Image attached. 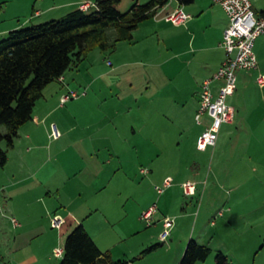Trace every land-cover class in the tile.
I'll list each match as a JSON object with an SVG mask.
<instances>
[{"label":"rangeland","instance_id":"obj_1","mask_svg":"<svg viewBox=\"0 0 264 264\" xmlns=\"http://www.w3.org/2000/svg\"><path fill=\"white\" fill-rule=\"evenodd\" d=\"M66 1L0 0V32L13 24L19 26L0 33V41L11 31L54 20L30 22L34 9L44 10ZM149 1L120 0L117 9L127 13L133 4ZM252 2L254 10L264 7V0ZM62 17L59 13L54 18ZM171 26L172 31L177 29ZM107 34L111 41L114 40L113 29ZM254 51L261 67L264 36L256 41ZM112 52L102 53L98 48L90 51L84 64L81 63L83 81H73L75 86L81 87L62 93L64 96L71 92H86L88 97L71 99L65 104L60 101L61 106L56 107L58 101L53 102L45 94L52 109L56 110L51 117L41 121L33 143L21 133L15 140V152L8 149L6 141L0 143V148L12 153L9 165L6 168L0 166V264H60L62 257H56L55 250L63 248L64 243L61 234L52 228V219L46 217L44 203L39 200L40 197L58 198L53 194L56 193L53 186L60 178L67 179L68 188L63 192L66 203H59L66 210L61 215L71 224L78 220L88 227L102 250L109 251L115 261L180 264L189 241L193 240L212 250L207 260L196 264H215L216 252L224 253L231 264H264V181L260 183L255 179L256 175L264 179V152L251 157L243 155L250 147L258 149L260 142L249 141L246 133H243L244 137L239 132L229 135L223 126L218 145L199 151L197 140L206 124L196 123L193 107L185 110L183 124L177 123L172 113L176 109L170 107L166 109L167 122L146 124L144 102L153 94L146 93L149 87L146 74L150 67L133 58L128 69L112 70L113 66L108 65L109 61H114ZM107 86L123 103H120L118 133L108 129L105 135L113 134L114 142L129 151L114 158L103 154L78 156L79 149L101 144L95 136L98 127L105 125L97 127L94 124H100L108 114V105L103 102L111 100L112 93ZM254 91L256 97L262 96L259 85ZM40 105L37 108L43 111ZM127 106L132 110L130 121L124 113ZM43 118L40 116V120ZM55 126L60 139L51 137ZM131 128L137 130L132 142L142 148L140 152L134 151L130 141L124 140L125 132ZM0 132L6 134V127H1ZM106 143L104 137L103 147ZM63 149L66 152L59 160L47 161L49 150ZM163 149H168V155L161 153ZM107 160H111V165ZM96 161L103 171L101 188L91 186L90 177L75 175L83 166H95ZM21 166L28 172L19 174L17 168ZM13 173L16 180L27 174L30 177L22 183L15 180L14 186L7 188V177ZM31 173H34L33 177ZM167 178L172 179L171 187L158 193L156 187H163ZM187 181L196 184L195 196L184 194L182 184ZM153 206L157 211L148 222L142 215ZM166 218L172 220V225L163 240L161 235L165 232ZM13 219L18 221V226L14 225ZM153 246H156L155 250L142 255Z\"/></svg>","mask_w":264,"mask_h":264},{"label":"crops","instance_id":"obj_2","mask_svg":"<svg viewBox=\"0 0 264 264\" xmlns=\"http://www.w3.org/2000/svg\"><path fill=\"white\" fill-rule=\"evenodd\" d=\"M84 1L93 2L95 0H67L63 3L59 2L58 4H52L44 10L34 9V14L31 16L30 22L35 20V22H37L45 21L46 19H55V15L59 13L64 16L79 9L80 4ZM55 2L56 1H54V3ZM180 8L191 15L190 20L180 26L173 25L172 23L166 21L167 15ZM255 11L258 14H261L264 12V7ZM171 25L175 26L177 29L172 31ZM227 25L228 17L226 12L220 5L213 3L212 0H195L194 3L190 5H181L177 0H169L168 4L159 9L153 18L148 19L139 25L138 29L134 32V38L131 42L118 43L116 49L111 53V57L114 61L108 62V65L113 66L112 70L118 71L123 68L128 69V67L132 64L133 58L139 63H144V65L150 67L147 71L148 73L146 74V76H148L147 85H149L146 93L153 92V94L147 96L144 102L147 111L145 113L147 117V121L145 122L146 124L150 125L153 121L161 122L166 119L168 120L166 111L168 107L176 109L172 111V113L173 117L177 119V123L179 122L183 124L186 113L185 110L189 107H193V113L196 115L199 108V92L203 82L213 77L225 59V51L221 46V42L223 39V32ZM17 27L19 26L13 24L4 28V30L0 33H7L10 29ZM121 51L123 53L118 55ZM257 59L259 63L258 70L239 71L237 74L236 91L234 95L229 98V104L235 110L234 122L224 126L228 129L227 133L229 135L239 132L242 133L241 137H244L245 135L243 133H246V138L249 141L260 142V148L264 147V87L259 86L260 92L262 93L261 97L255 96L256 92L254 89L255 86L258 85L257 78L259 74H264V63L260 67L261 61L258 56ZM114 64L116 66H114ZM81 65L82 64H79L74 69H70V71L73 72L67 71L61 77L62 81H55L45 88L43 98L36 103L32 119L20 128L18 138L21 137V133L28 141H31V143L35 141L38 126L41 121L51 117L53 112L56 110V108L52 109V103H49L45 94L47 93L53 102L58 101L59 105L56 107L61 106L60 101L63 95L62 93H65L66 89L75 90V87H81L77 85L75 86L73 83V81L77 80L80 81V83L83 81L84 77L81 74ZM181 81H183V83ZM106 88L111 91L110 86H107ZM216 88L217 84H215V89ZM100 91L104 92L105 89H100ZM111 93V100L106 99V101L103 102V105H108V114L101 120L100 124H94L97 127L99 125H105V127H98L99 132L96 133L97 137L95 136L96 140L99 139L101 141V144L98 145L96 143L90 147L85 146L79 149L76 152L78 156H97L103 154L114 158L119 157L125 150L129 151L126 148L124 149V147L122 148L117 141L114 142L113 134L105 135L106 132H109L108 129L114 133H118L119 131L120 103H123V101L117 94H113L112 91ZM85 96H87V93ZM86 101H88V99H86ZM38 104H41L40 106L43 108V111L38 110ZM131 111V107L129 106L124 109V113L126 114V119L128 121H130L129 118L132 117ZM40 116H44L43 120H40ZM208 122L209 120L207 119L206 123ZM160 124H162V122ZM223 128L224 127L221 129L216 146L220 141ZM136 136L137 130H135V128H131L125 132L123 137L125 141H130L129 145L134 151L140 152L139 150L142 148L132 142V140L136 139ZM104 137L107 139V143L103 147L102 142ZM15 147L16 145L13 149H11V151L15 152ZM259 148L254 149L253 147H250L244 151L243 155H249L251 157V155L262 154L264 149L262 150ZM65 152V149L59 151L49 150V158L47 161L53 162L59 160ZM161 153H163V155H168V149H163ZM11 154V152H8V161L3 168H6L11 162ZM107 161V164L111 165V160ZM24 171V166L17 168V172L19 174L22 172H28ZM254 171L257 173L256 170ZM102 173V166L101 164L98 165L96 161L95 166H93V164L91 167L83 166L75 175L84 176L86 178L90 177L91 186L95 185L94 188H101L102 183H104L102 182L104 181L102 179ZM29 174H27V177L20 178L18 176L20 178L18 180H16V174L13 173L9 175L7 177L8 184H6V187L10 188L12 185L14 186L16 181L17 183L24 182V180H27L28 177H30ZM33 176L34 173H31V177ZM255 179L260 180V183H262V180L264 181V179H261V176L258 175H256ZM66 180V178H60L55 181L53 179L55 183L53 189L56 190V193L54 191L53 194L58 196L57 199L48 198L47 200L43 199V197L39 198L40 202L44 203L46 217L49 220L53 219L55 216H60L65 221L60 229H55L59 234H61V240L62 243H64L63 247L68 234L80 224L78 220H75L71 224L69 220H66L65 217L61 215L62 212H66L65 208L59 204L66 203L63 197V192L68 189L67 184H65ZM257 185L258 184L256 182V186ZM6 187L3 186V188ZM48 196H51V193H49ZM85 228L102 250L100 244L94 236H92L89 228Z\"/></svg>","mask_w":264,"mask_h":264},{"label":"trees","instance_id":"obj_3","mask_svg":"<svg viewBox=\"0 0 264 264\" xmlns=\"http://www.w3.org/2000/svg\"><path fill=\"white\" fill-rule=\"evenodd\" d=\"M190 5L195 0H177ZM169 0H150L133 4L127 13L117 9L120 0H96L97 8L74 10L60 19L14 30L0 41V143L12 149L20 128L32 119L36 103L45 88L60 80L73 67L87 59L96 48L114 51L120 42H131L134 32L144 21L153 18ZM115 31L114 40L108 30ZM8 161V151L0 148V166ZM60 264H127L115 261L109 251H102L83 224L67 236ZM156 249L153 246L142 253ZM212 254L208 246L190 240L180 264H196ZM215 264H231L222 252H216Z\"/></svg>","mask_w":264,"mask_h":264},{"label":"built area","instance_id":"obj_4","mask_svg":"<svg viewBox=\"0 0 264 264\" xmlns=\"http://www.w3.org/2000/svg\"><path fill=\"white\" fill-rule=\"evenodd\" d=\"M213 3L220 5L227 14L228 25L223 32L221 46L225 51V59L213 75L212 78L203 82L199 92V108L195 115V121L198 125H205V129L197 140V149L199 151H207L210 147H215L221 129L226 124L234 122L235 110L229 104V98L234 95L237 84V74L239 71L258 70V59L254 48L256 41L264 36V12L258 14L254 10L252 0H212ZM97 8L96 2L84 1L80 4L79 9L89 11ZM191 15L186 13L182 8L166 16V21L173 25L180 26L190 20ZM62 81V79L60 78ZM257 83L260 87H264V74H259ZM215 84L217 88L215 89ZM86 92H71L61 98V103L65 104L71 99H77L85 96ZM209 120L208 123L204 121ZM53 139H58L60 133L54 127L51 133ZM144 172H146L144 170ZM172 185V179L164 180L163 187H156L158 193L162 194ZM184 194L186 196H195L197 194L196 184L191 181L182 184ZM156 206L150 207L142 218L148 222L152 221L153 215L156 213ZM15 226L18 221L13 219ZM65 223L60 216L52 219V227L60 229ZM172 220L165 219V232L161 237L165 240L168 236L169 228ZM64 249L57 248L55 255L58 258L63 257Z\"/></svg>","mask_w":264,"mask_h":264}]
</instances>
